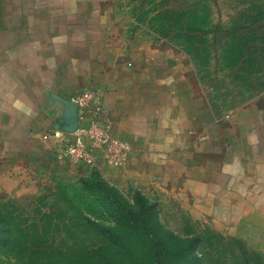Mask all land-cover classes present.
Instances as JSON below:
<instances>
[{
	"label": "rangeland",
	"instance_id": "rangeland-1",
	"mask_svg": "<svg viewBox=\"0 0 264 264\" xmlns=\"http://www.w3.org/2000/svg\"><path fill=\"white\" fill-rule=\"evenodd\" d=\"M109 2L128 39H163L180 53L212 120L264 107V0ZM82 169L54 158L7 183L0 264H264V168L233 199L214 183H195L189 197L154 173L139 189Z\"/></svg>",
	"mask_w": 264,
	"mask_h": 264
},
{
	"label": "crops",
	"instance_id": "crops-1",
	"mask_svg": "<svg viewBox=\"0 0 264 264\" xmlns=\"http://www.w3.org/2000/svg\"><path fill=\"white\" fill-rule=\"evenodd\" d=\"M109 5L0 0V195L38 164L59 159L61 144L74 139L81 122L72 99L87 90L101 98L112 135L134 151L125 169L97 168L109 182L121 183L123 174L125 183L143 189L154 173L181 184L189 197L201 182L218 184L230 199L240 184H258L264 107L212 120L197 109L180 53L163 39H128ZM80 166L89 175L92 167Z\"/></svg>",
	"mask_w": 264,
	"mask_h": 264
},
{
	"label": "built area",
	"instance_id": "built-area-1",
	"mask_svg": "<svg viewBox=\"0 0 264 264\" xmlns=\"http://www.w3.org/2000/svg\"><path fill=\"white\" fill-rule=\"evenodd\" d=\"M72 102L81 112V122L74 131V139L61 144L59 159L95 169L101 164H128L134 155L133 148L112 135L111 120L105 116L101 98L87 90L77 94Z\"/></svg>",
	"mask_w": 264,
	"mask_h": 264
},
{
	"label": "trees",
	"instance_id": "trees-1",
	"mask_svg": "<svg viewBox=\"0 0 264 264\" xmlns=\"http://www.w3.org/2000/svg\"><path fill=\"white\" fill-rule=\"evenodd\" d=\"M94 174H96V175H97V173H94ZM94 174H93L92 176H94V177H97V179H98L96 182L100 181V182L102 183L103 181H102V180H100V178H98V176H96V175H94ZM96 182H93V183H94V184H97Z\"/></svg>",
	"mask_w": 264,
	"mask_h": 264
}]
</instances>
